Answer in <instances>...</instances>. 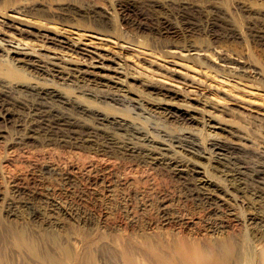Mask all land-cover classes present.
Segmentation results:
<instances>
[{
  "label": "rangeland",
  "instance_id": "374dc122",
  "mask_svg": "<svg viewBox=\"0 0 264 264\" xmlns=\"http://www.w3.org/2000/svg\"><path fill=\"white\" fill-rule=\"evenodd\" d=\"M26 5L31 9L24 14L37 24L63 28L71 41L80 33L79 46L103 55L105 68L85 66L83 51L49 43L36 29L21 34L0 25L40 58L1 49V59L31 81L42 76L69 98L101 109L75 86L140 99L147 128L193 134L201 155L190 160L202 174L174 166L169 156L19 137L16 117L6 113L0 118V264H264V184L231 181L208 150L216 136L264 157V0H0V19L9 21L10 10ZM66 7L74 13L63 15ZM90 8L102 12L103 22ZM49 54L64 60L49 65ZM114 61L125 66V76L115 73ZM38 67L48 73L38 77ZM114 106L109 113L128 119L124 105ZM89 121L82 120L94 126ZM107 126L100 131H111Z\"/></svg>",
  "mask_w": 264,
  "mask_h": 264
},
{
  "label": "bare ground",
  "instance_id": "6f19581e",
  "mask_svg": "<svg viewBox=\"0 0 264 264\" xmlns=\"http://www.w3.org/2000/svg\"><path fill=\"white\" fill-rule=\"evenodd\" d=\"M27 6L28 5H26V7L21 6L14 11L10 10L12 11V14L9 16L10 17L9 21H4V19L3 20L0 19V25L2 29L4 27L7 29L17 31L18 33L21 34L28 32L31 34V30H29V28L36 29V33H38L40 37H42L44 40H46L49 43H52L62 48L63 47L66 48L69 46L72 48L75 47L83 51L82 55L88 56L87 58L89 59L88 62L86 61L87 63L84 61L85 66L90 68H101V69L105 68V66L103 65V62L105 60L103 55L87 50L86 48H81L79 46L83 44L81 41L82 36L80 33L78 34L77 38H75V40L71 41L64 36L65 30L63 28L56 29L57 27L55 28L53 25H49L47 22H43V25L41 23L37 24L36 22L32 21L31 18H29L26 15V13L24 14V12L27 10ZM91 8H90L91 11H89L91 15H93V17H95L98 21H102L103 17L99 14L102 12H98ZM30 9L31 8H29V10ZM42 10L39 9V11ZM63 10L64 13L61 12V16L62 13L65 16H70L74 13L73 10L71 11L69 9V7L68 8L66 7ZM32 11H34V9ZM77 12H79V10ZM33 14L34 13H32L31 15L33 16ZM49 15L51 14H48L47 18L50 17ZM39 17L43 18L44 16L39 15ZM43 20L46 21L45 18ZM39 25L44 26V29H40V30L37 29ZM1 49L5 50L7 54H15L18 55V57L19 56L22 57L28 56L30 58L35 57L34 61H39L40 59L37 54L31 52L33 51L32 48L31 50L28 49L24 43H22L21 41L15 38L8 36L7 34L5 35L3 32H0V50ZM45 58H46L45 63H48L49 65L52 66H58V63L54 62L55 60H60V61L64 60V58L61 57L59 58L57 56H53L50 54L46 55ZM228 63L232 66V68L235 69L241 68V64H240L241 62L237 59L229 60ZM114 64L116 65V69L115 67L113 69L116 70L115 73L118 74V76H125V74L122 72L124 71L125 66L122 67L123 65L122 63L115 61ZM38 68L40 69V70L37 69L38 77H39V73L47 72L46 70H42L41 67ZM69 69L71 70V68ZM50 70L54 71L55 69L50 68ZM80 70L81 69L79 68L77 71H79V73H82L83 71ZM118 76L116 78L120 80V77ZM33 77L34 75L32 76V78ZM40 78L41 81L43 80L42 82L40 81L33 82L31 81V79L28 78V76L26 78L25 75H23L19 70L13 68L10 65V63L7 62L6 59L0 58V118H2L3 116L5 117L6 113L10 115L11 112H13V114L11 115L16 117L17 124L16 123L15 124L20 128L19 133L21 132L19 137L21 136L24 138L35 137L38 138V140L40 139L41 141L48 142L50 144L51 142H57V143L72 142L73 145L80 146L82 144L84 145V143H88L91 147V150L94 149V151L96 152H103V153L109 152L113 154L117 152V153H121L124 156H133V157L147 156L153 159L158 155L169 156L170 160H172L171 164H173L174 166L185 167L186 169L187 168L193 169L192 170L193 172L197 174H202L200 171L195 169L197 165L193 164L194 162H197V160L195 161L194 159L193 160L194 162L190 160L192 159V156L194 157L201 155L199 151L200 145L195 142V137L193 136V134L189 132H187L188 133L187 134L184 131L182 133L181 132L171 133L172 131H167L161 128H154V126L153 128H147L145 126L146 124L144 125L145 122H148L146 119L147 116L146 117L142 116V114L146 112V110L143 104L140 103L141 102L139 101L140 99L139 100L127 99L125 95L123 96L117 93H105V92L94 93V91H91L83 86H78V85L75 86L76 92H78L82 96L85 95L95 98L96 100H98V103L100 102L104 104L105 108L107 107L108 109L107 111V109L105 108H103L104 110L101 109L102 107L100 108V106H94V104L90 105L89 102L88 103L86 102L87 103L86 104V103H82L81 100H77L75 98L73 99L69 98L70 96H68V94L62 92L58 88L53 87L52 85L47 84L46 82L48 81V79L44 77L42 78V76ZM119 82L120 85L123 84L122 83L123 81L122 82L119 81ZM145 86L151 87L154 90L159 91V93H161V91L164 90V89L163 90L159 89L158 86L155 84L154 85L147 84ZM161 94L164 95V92ZM78 96L79 95H77V98ZM153 99H155L156 102L157 97L156 98L154 97ZM153 99L151 100L154 102ZM159 99L160 98H158V100ZM124 102H128L127 106L123 104ZM116 104L124 105L123 106L125 107V109L123 108L125 110V111L123 110L124 112L132 114V112L136 111L135 117L131 118V120H128L131 114H126L127 116L129 115L128 119H126L124 118V116L123 117L119 116L121 115L120 113L119 115H114L113 113L112 114L109 113V108H112ZM130 105L132 107H130ZM114 107L112 109H114ZM86 118L90 119V121L93 122L94 126L82 122V120H85ZM141 118H143V121H141L143 123L135 122V119H138L140 121ZM104 125H108L107 127L108 128L110 127L111 131L108 130L107 132L105 131V133L104 131L101 132L100 130H103V128L101 127L102 128L101 129L100 126H104ZM16 139L18 138H15V140ZM208 150L212 153L213 156L216 157V161L221 162V164L224 166L223 172L228 177H231V181L239 182V183L243 181H249L250 183L264 184V157H262L260 154H257L255 152L253 153V155L251 154L252 157H250L249 154L242 153L243 150L242 152H239L230 143L223 141L217 138L216 136L211 137L210 147H208ZM179 154L180 156H178ZM249 157L250 158L254 157L253 159L250 160L252 161L255 159V161H253V163L248 162ZM205 184H207V186L213 185L209 180L208 181L205 180ZM249 219H251V217L250 218L248 217L247 220ZM193 262L194 261H192V263Z\"/></svg>",
  "mask_w": 264,
  "mask_h": 264
}]
</instances>
